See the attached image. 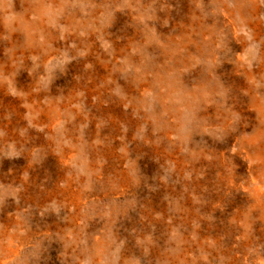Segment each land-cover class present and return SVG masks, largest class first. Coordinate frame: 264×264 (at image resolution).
Masks as SVG:
<instances>
[{"label": "clouds", "instance_id": "clouds-1", "mask_svg": "<svg viewBox=\"0 0 264 264\" xmlns=\"http://www.w3.org/2000/svg\"><path fill=\"white\" fill-rule=\"evenodd\" d=\"M191 2L195 11L190 19L200 21V30L192 28L191 33L200 38L199 44L192 40V35H177L173 39L175 28L171 12L175 9L167 0L164 3L160 0H21L20 12L15 11V0H0V15L6 25L17 21L26 38L27 55L21 56L19 64L14 61L12 67L19 68L25 59L30 61L31 67L25 70L34 85L31 93L17 92L12 86V77L17 73L5 76L2 68L0 83H8L9 94L13 97L25 98L22 106L30 110L25 117L30 127L41 132L48 130L46 139L52 141V155L58 158L62 168L67 169V179L60 182L61 188H69L68 181H72L82 194L94 192L96 184L103 180L104 169L109 162L106 153L117 141L119 146L115 151L123 159L122 167L133 184L139 183L144 171L140 161L146 155L134 158L133 144L148 148L163 146L169 154L170 149L178 148L181 155L196 162L201 158L208 161L216 159L211 152L204 151L209 145L203 138L224 143L230 133L238 131L237 124L241 119L238 112L229 108H226L227 115L221 123H210L204 114L216 103L214 96H227L228 90L222 84L220 91L214 93L212 90V81L218 79L215 70L223 66L222 55H234L235 59L227 62L252 73L245 78L246 83L255 89L261 107L249 110L258 111L260 124L264 125V96L259 92L264 88V73L257 78L254 71L264 64V34L252 26L257 20L264 23V11L256 16L251 14L257 8L264 9V0ZM185 39L197 47V51L188 52L181 48L184 56L177 66L176 49ZM233 45L240 50L237 51ZM185 58L187 65L183 62ZM198 68L212 81L202 84L196 74ZM32 94L37 98L28 103L27 96ZM244 95L248 92L245 91ZM113 107L125 114L123 120L112 111H101ZM45 110L48 122L33 124V119L39 118ZM132 121L136 122L135 125ZM114 123L119 127V134L115 136ZM129 132L132 133L131 140L128 139ZM193 143L199 151L191 147ZM226 151L232 157L239 155L246 166L245 171L240 172L241 164L221 151L226 175L216 173L217 177L225 180L226 195L232 196L233 202L236 197L246 202L242 218H229V223L242 229L235 236L236 242L232 247L236 249L243 244V251L224 255L223 244H218L212 237L200 239L196 230L201 225L193 221L191 243L184 238L182 225L171 229L168 242H174L176 247L169 251L179 264H187L188 261L191 264H213L217 259L219 264H232L233 255L241 264H264V243L256 235L253 217V213L259 210L260 218L264 219V129L257 128L252 133L245 131L235 136ZM151 163L158 165L159 158H152ZM165 165L167 167L161 166L165 175L160 179L168 184L170 176L177 172V164L166 158ZM153 176L155 178V173ZM183 178L191 182L193 172L184 170ZM203 178L202 173L197 175V179ZM108 182L112 183L111 175ZM19 191V188L11 192L0 191V209L6 195L18 204ZM192 199L197 204L202 202L194 193ZM100 204L103 202L82 201V215L96 218L95 208ZM114 204L115 201L103 204L106 211L99 217L101 220L111 216ZM52 205L60 218L61 205L56 200ZM62 206L69 212L75 211V207L66 202ZM214 207L221 212L226 211L219 202ZM238 210L239 205L234 211ZM6 215L9 218L15 216L16 223L6 234L0 223V264H24L23 254L29 248H38L39 244L29 237L31 225L23 213L13 210ZM208 219H213V216ZM89 226L85 219H81L79 231L67 229L64 235H57L52 243L63 248V251L55 253L57 261L62 262L71 256L78 264H119L125 241L117 242L112 228L101 224L94 231L90 244L85 231ZM261 231H264V226ZM186 244L189 248L195 244V250L188 251L184 247ZM77 251L79 255H76ZM144 254H149L148 248H144ZM35 258L40 259L39 256ZM124 264H141V259L125 260Z\"/></svg>", "mask_w": 264, "mask_h": 264}, {"label": "rangeland", "instance_id": "rangeland-1", "mask_svg": "<svg viewBox=\"0 0 264 264\" xmlns=\"http://www.w3.org/2000/svg\"><path fill=\"white\" fill-rule=\"evenodd\" d=\"M160 2L164 3V0H160ZM167 3L175 9L171 12L175 28L173 39L175 40L177 35L184 37L192 35V40L199 44L200 38L191 33L192 28L200 30V21L190 19L195 11L194 3L191 0H167ZM205 3L207 4V0ZM14 8L17 12L22 11L21 0H15ZM260 11H264V9L257 8L251 14L256 16ZM161 15L163 16L164 13ZM208 23L210 24L211 20ZM252 26L257 27L258 31L264 34V23L257 20ZM26 47V38L22 34L21 25L17 21L9 22L6 25L3 16L0 15V68L5 76L12 72L17 73L12 77V86L17 92L31 93L34 81L28 77L25 70L31 67V62L25 59L19 68L12 67L14 61L19 64L22 55L26 57ZM233 47L237 51L240 50L235 45ZM181 48H186L188 52L197 51V47L185 39L180 48L176 49L177 66L184 56ZM229 59L234 60V55L221 56L223 66L215 70V75L218 78L216 81H212V78L202 69H196V74L200 76L202 84L212 81L214 93L221 90L220 84L228 90L226 98L214 96L216 103L204 113L209 117L210 123H221L227 115L226 108L238 112L241 116L237 124L238 131L230 133L224 143L209 137L203 138L209 145L204 151L211 152L217 157L216 159L208 161L201 158L196 162L192 161L190 157L181 155L178 148L170 149L169 154L163 146L148 148L133 144L132 155L134 158L146 154L144 160L140 161V166L144 171L139 177V183L133 184L122 167L123 159L115 151V148L119 146V141H117L112 150L106 153L109 162L104 169L103 180L96 184L94 192L83 194L76 189V185L72 181H68L69 188L60 187V182L67 179L65 176L67 169L62 168L58 158L52 155V141L46 139L48 130L45 129L41 132L30 127L28 119L25 118L30 110L22 106L25 103V98L13 97L9 94L8 83H0V132L3 133L0 136V185H3V189L0 191L11 192L17 188L20 189L17 194L18 204L10 195L5 196L3 208L0 209V223L3 224L6 234L16 223L15 216L9 218L6 214L15 210L23 213L24 219L31 225L29 237H33L39 247L29 248L23 254L24 264H78L71 256L63 259L62 262L57 261L55 253L63 251V248L52 241L57 239L58 234L64 235L67 229L79 231L81 219H85L86 224L90 225L85 229L90 244L94 231L99 229L101 224L112 228L117 242L125 241L119 264H124L125 260L132 261L136 258L141 259V264H179V261L169 251L170 248L176 247L174 242H168L171 229L173 226L182 225L181 231L184 238L191 243L190 233L193 231V221H197L201 225V228L196 230L200 239L214 238L218 244L224 245V255L243 251V244L236 249L232 247L236 242L235 236L242 232V229L229 223V218L233 216L237 220L242 218L246 202L240 197H236L233 202L232 196L226 195L225 180L217 177L216 173L226 175L223 159L220 157L221 151H225L229 159H234L237 164H241L240 172L243 173L246 166L242 164L239 155L232 157L231 153L226 150L230 149L235 136L245 131L252 133L257 128L264 129V125L260 124L261 116L258 111L249 110L261 107L255 89L246 83L245 78L251 76L252 73L228 63ZM183 62L185 65L188 64L186 58ZM254 71L259 78L261 73H264V64ZM245 91L248 92V95H244ZM259 92L264 96V88H261ZM42 96L43 94L40 98ZM36 98L34 94L28 95L27 102L31 103ZM220 105L225 106L221 107ZM101 111L105 113L112 111L121 120L125 118V114L117 107L101 109ZM128 119L131 117L128 116ZM47 122V110L39 118L33 119V124L37 125ZM135 123L132 121L133 125ZM112 127L115 129L113 136L118 135V125L114 123ZM128 139H132L131 132L128 134ZM197 139L200 138L197 137ZM201 146H203V141H201ZM191 147L199 151L195 143ZM154 157L159 158L158 165L151 163ZM166 158L173 159L177 164V172L170 176L168 184L162 183L160 179L165 175ZM184 170L193 172L191 182L183 178ZM201 173L204 178L197 179V175ZM109 175L112 177V183L108 182ZM185 189L187 190L185 191ZM193 193L201 198V203L193 202ZM53 200L61 205L60 218L55 214ZM84 200H88L90 203L93 200L102 201L103 204L115 201L111 208V216L103 220L99 218L106 211L103 204H100L95 208L96 218H92V216L85 218L81 213ZM64 202L69 206H74L75 211L69 212L68 208L62 206ZM217 202L226 208L225 212L214 207ZM247 203H251V201ZM237 205H239V210L234 211ZM26 208L28 211L24 212ZM209 216H213V219H208ZM253 217L256 235L260 237V242L264 243V231H261L264 219L260 218L261 212L259 210L254 212ZM148 237H151L150 241ZM138 240L143 243H138ZM195 246L192 244V247L189 248L186 244L184 247L188 251H193ZM144 248L149 249L148 255L144 254ZM49 253H51V257ZM79 254L77 251L76 255ZM213 255L216 256V253ZM36 256H39L40 259L37 260ZM187 264H191V261H188ZM213 264H219V260H214ZM232 264H241V262L233 255Z\"/></svg>", "mask_w": 264, "mask_h": 264}]
</instances>
